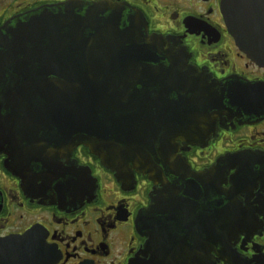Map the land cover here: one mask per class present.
<instances>
[{"label": "flooded vegetation", "instance_id": "af4514ba", "mask_svg": "<svg viewBox=\"0 0 264 264\" xmlns=\"http://www.w3.org/2000/svg\"><path fill=\"white\" fill-rule=\"evenodd\" d=\"M102 1L139 14L205 85L250 86L251 114L229 117L211 98L180 134L196 141L124 182L78 146L53 173L65 177L27 189L0 154V264H264V69L228 34L222 0H0V29Z\"/></svg>", "mask_w": 264, "mask_h": 264}, {"label": "water", "instance_id": "95a60500", "mask_svg": "<svg viewBox=\"0 0 264 264\" xmlns=\"http://www.w3.org/2000/svg\"><path fill=\"white\" fill-rule=\"evenodd\" d=\"M221 10L239 51L264 69V0H222ZM167 42L148 35L139 14L107 1L59 5L4 25L5 169L32 189L38 179L65 177L53 174L60 171L59 159L83 146L118 182L133 172L151 176L152 166L172 155L176 141L198 139L182 140L180 134L197 124L188 116L211 98L222 101L229 117L251 114L250 86L205 85ZM226 82L239 85L233 89Z\"/></svg>", "mask_w": 264, "mask_h": 264}]
</instances>
